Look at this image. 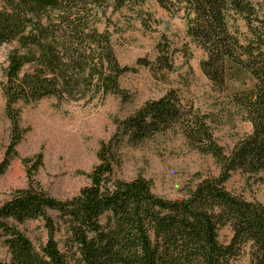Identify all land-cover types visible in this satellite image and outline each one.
<instances>
[{
	"label": "trees",
	"instance_id": "trees-1",
	"mask_svg": "<svg viewBox=\"0 0 264 264\" xmlns=\"http://www.w3.org/2000/svg\"><path fill=\"white\" fill-rule=\"evenodd\" d=\"M144 1L0 0V45H13L0 85L10 124L0 176L18 157L24 133L18 105L52 97L126 99L119 80L135 69L119 64L111 34L101 25L108 10ZM155 1L167 13L182 14L187 37L205 56L201 72L224 95L230 117L248 123L250 133L226 152L210 117L169 92L117 124L115 136L99 146L89 186L69 200L51 197L34 182L41 154L23 159L27 185L0 205V237L9 257L0 264H232L246 249L250 264H264V207L225 188L235 172L264 173V19L254 0ZM232 16L246 23L243 41L229 30ZM167 131H179L218 169L175 200L155 195L143 178L115 176L124 137L141 143ZM37 220L47 236L35 246L19 227ZM226 226L233 236L224 246L218 231Z\"/></svg>",
	"mask_w": 264,
	"mask_h": 264
},
{
	"label": "rangeland",
	"instance_id": "rangeland-1",
	"mask_svg": "<svg viewBox=\"0 0 264 264\" xmlns=\"http://www.w3.org/2000/svg\"><path fill=\"white\" fill-rule=\"evenodd\" d=\"M254 3L259 17L264 19V1L254 0ZM228 26L241 41L248 36L242 18L232 16ZM104 28L111 34L119 64L135 69L119 80L126 99L114 95L81 100L52 97L18 105L19 124L24 133L16 148L18 157L0 176V205L27 185L22 160L34 159L39 154L43 165L35 173L34 182L55 199L65 201L75 197L89 186L87 175L98 162L99 146L115 136L117 124L169 92L175 93L183 106L193 107L210 117L214 138L226 152L250 133L248 123L230 117L223 106L224 95L201 72L204 53L187 37L181 13H167L155 0H145L139 6H126L115 12L108 10L102 20L101 30ZM12 48L13 45H0V85L2 69ZM235 82L231 84L238 87ZM4 105L0 87V161L8 145L10 129ZM117 158V179L128 182L143 178L151 184L155 195L168 200L182 198L198 181L218 174L213 160L192 150L179 131H167L141 143L124 137L117 149ZM225 188L264 207V173L235 172ZM19 229L35 246L46 240L41 220L28 221ZM232 236L229 226L218 231L221 245H228ZM57 239L61 241L62 237ZM3 241L0 237V261L7 262L9 257ZM232 264H250L249 250Z\"/></svg>",
	"mask_w": 264,
	"mask_h": 264
}]
</instances>
